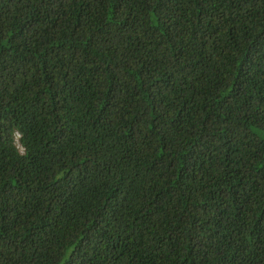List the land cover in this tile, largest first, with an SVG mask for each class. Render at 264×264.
<instances>
[{
    "label": "trees",
    "instance_id": "1",
    "mask_svg": "<svg viewBox=\"0 0 264 264\" xmlns=\"http://www.w3.org/2000/svg\"><path fill=\"white\" fill-rule=\"evenodd\" d=\"M0 264H264V0H0Z\"/></svg>",
    "mask_w": 264,
    "mask_h": 264
},
{
    "label": "clouds",
    "instance_id": "2",
    "mask_svg": "<svg viewBox=\"0 0 264 264\" xmlns=\"http://www.w3.org/2000/svg\"><path fill=\"white\" fill-rule=\"evenodd\" d=\"M16 135H19L18 133Z\"/></svg>",
    "mask_w": 264,
    "mask_h": 264
}]
</instances>
